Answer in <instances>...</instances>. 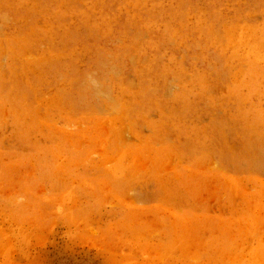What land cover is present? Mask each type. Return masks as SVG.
<instances>
[{
    "label": "rangeland",
    "instance_id": "374dc122",
    "mask_svg": "<svg viewBox=\"0 0 264 264\" xmlns=\"http://www.w3.org/2000/svg\"><path fill=\"white\" fill-rule=\"evenodd\" d=\"M0 264H264V0H0Z\"/></svg>",
    "mask_w": 264,
    "mask_h": 264
}]
</instances>
